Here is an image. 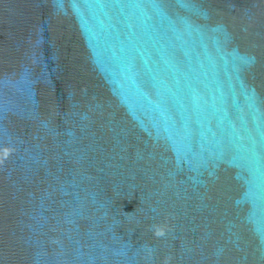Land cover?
Listing matches in <instances>:
<instances>
[{
	"label": "water",
	"instance_id": "95a60500",
	"mask_svg": "<svg viewBox=\"0 0 264 264\" xmlns=\"http://www.w3.org/2000/svg\"><path fill=\"white\" fill-rule=\"evenodd\" d=\"M0 264H264V0H0Z\"/></svg>",
	"mask_w": 264,
	"mask_h": 264
}]
</instances>
